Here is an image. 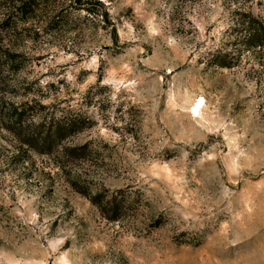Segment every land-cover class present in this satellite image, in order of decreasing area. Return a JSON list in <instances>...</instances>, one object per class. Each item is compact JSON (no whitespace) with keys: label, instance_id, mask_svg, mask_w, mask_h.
<instances>
[{"label":"rangeland","instance_id":"rangeland-1","mask_svg":"<svg viewBox=\"0 0 264 264\" xmlns=\"http://www.w3.org/2000/svg\"><path fill=\"white\" fill-rule=\"evenodd\" d=\"M33 2L0 9V264H264V0Z\"/></svg>","mask_w":264,"mask_h":264},{"label":"trees","instance_id":"trees-1","mask_svg":"<svg viewBox=\"0 0 264 264\" xmlns=\"http://www.w3.org/2000/svg\"><path fill=\"white\" fill-rule=\"evenodd\" d=\"M33 1L34 0H1L0 9L8 13L4 21H11L13 16L16 19H20L22 22L32 19V13L38 8ZM241 17L243 22L238 23L237 27L240 28L241 34L243 33V35L238 36L236 41L249 48L253 47L261 50L264 47V20L254 18L248 14ZM15 115L18 116L17 114Z\"/></svg>","mask_w":264,"mask_h":264}]
</instances>
